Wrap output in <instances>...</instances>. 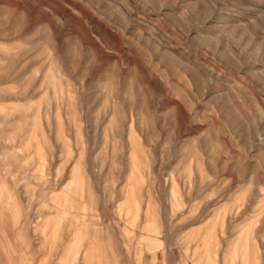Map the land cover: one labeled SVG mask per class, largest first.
I'll use <instances>...</instances> for the list:
<instances>
[{"label": "rangeland", "instance_id": "1", "mask_svg": "<svg viewBox=\"0 0 264 264\" xmlns=\"http://www.w3.org/2000/svg\"><path fill=\"white\" fill-rule=\"evenodd\" d=\"M199 257L264 264V0H0V264Z\"/></svg>", "mask_w": 264, "mask_h": 264}, {"label": "crops", "instance_id": "2", "mask_svg": "<svg viewBox=\"0 0 264 264\" xmlns=\"http://www.w3.org/2000/svg\"><path fill=\"white\" fill-rule=\"evenodd\" d=\"M201 260H203V258L202 257H199V259H198V261H197V264L201 261ZM207 261H209L208 259H207ZM208 263V262H207ZM206 263V264H207Z\"/></svg>", "mask_w": 264, "mask_h": 264}]
</instances>
